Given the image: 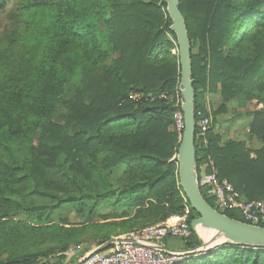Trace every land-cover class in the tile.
Returning a JSON list of instances; mask_svg holds the SVG:
<instances>
[{"label": "trees", "instance_id": "16d2710c", "mask_svg": "<svg viewBox=\"0 0 264 264\" xmlns=\"http://www.w3.org/2000/svg\"><path fill=\"white\" fill-rule=\"evenodd\" d=\"M9 2L17 10L0 44V264H64L71 246L86 243L85 253L182 217L186 207L191 234L182 251L198 248L196 214L177 177L182 132L174 101L159 98L180 95L165 0H0V14ZM179 11L191 46L194 113H206L207 95L219 101L205 137L195 131L201 196L215 209L204 183L212 163L242 200H262L264 0H180ZM252 102L245 128L256 147L224 141L216 118ZM63 208L87 211L86 218L74 226L54 221ZM224 215L246 223L238 211ZM200 255L176 264H264V249L228 243Z\"/></svg>", "mask_w": 264, "mask_h": 264}, {"label": "built area", "instance_id": "2783aa9c", "mask_svg": "<svg viewBox=\"0 0 264 264\" xmlns=\"http://www.w3.org/2000/svg\"><path fill=\"white\" fill-rule=\"evenodd\" d=\"M128 98L133 102L140 101L138 94L130 93ZM159 98L174 101L173 121L177 132L181 133L184 128L181 95L177 94L174 99L166 95H161ZM205 108L206 113L201 111L194 113L198 138H204L212 124L210 108L208 105ZM211 167L212 173L204 178V183L207 184L209 193L214 199L215 210L222 214L225 211H238L244 221L250 225L258 226L259 223H264V199L250 202L242 200L226 179L217 177L212 163ZM188 215L189 209L186 207L182 217H171L165 222L148 226L140 231L112 238L113 245L109 249L94 252L96 249L94 248L72 264H176L186 260L191 255L188 251H169L163 243L184 240L190 236ZM77 251H82L80 246L71 247L67 254L72 255Z\"/></svg>", "mask_w": 264, "mask_h": 264}, {"label": "water", "instance_id": "95a60500", "mask_svg": "<svg viewBox=\"0 0 264 264\" xmlns=\"http://www.w3.org/2000/svg\"><path fill=\"white\" fill-rule=\"evenodd\" d=\"M179 2L180 0H165L166 12L171 22L169 31L175 36L178 49L180 95L183 99L181 111L184 128L175 155L177 177L179 187L190 209L196 214V217L191 222V228L196 234L198 226L210 231L206 241L201 243L198 248L188 252L191 255L197 253L206 254L210 249L222 247L227 243L243 248L264 249V228L228 218L210 207L201 196L196 167L195 93L193 80L191 79V46L185 20L179 11ZM112 245L113 241L110 240L97 247L94 252L105 251Z\"/></svg>", "mask_w": 264, "mask_h": 264}, {"label": "rangeland", "instance_id": "374dc122", "mask_svg": "<svg viewBox=\"0 0 264 264\" xmlns=\"http://www.w3.org/2000/svg\"><path fill=\"white\" fill-rule=\"evenodd\" d=\"M16 10H17V5L14 2H9L7 3L4 11L0 14V44L5 42L7 38L11 35L12 28L14 26ZM177 53H178L177 49L172 51V54H177ZM205 103L206 105H208L210 111L212 112L213 111L212 109L217 108L219 101L217 97L207 95ZM256 107H257V102L248 103L243 108H239L236 104H232L229 106L227 113L222 114L216 118V124H215L216 131L221 134L224 141L227 140H236V141H245V142L250 141L248 138L247 130L245 128L246 127L245 124L247 121L245 118V112L252 111L256 109ZM61 114L65 115L64 112H62ZM56 121H59V119H56ZM121 175H122V171H119L112 176L111 180L116 181V179H118ZM28 202L33 205H43L47 203L46 200L39 198H33ZM109 210L110 208L108 207L104 209H99L98 211H96V214H93L92 220H96L97 214L108 213ZM86 215H87V211H85L84 216H80L71 208H63L59 210L58 213H56V215H54V221L59 222L60 220H65L68 222V224L74 226L83 222L84 218H86ZM197 233L201 243L206 241L202 236V231H198ZM182 243L183 242L181 240H174L169 244V248L172 249L182 248ZM86 245H87L86 243H83L71 247L80 246L81 249L83 250V248ZM71 247H69V249ZM75 253L76 252H73L72 255L70 254L71 256L67 254L66 261L64 264H72ZM197 254H195L196 257H199L200 254L199 255Z\"/></svg>", "mask_w": 264, "mask_h": 264}, {"label": "crops", "instance_id": "0c3cea01", "mask_svg": "<svg viewBox=\"0 0 264 264\" xmlns=\"http://www.w3.org/2000/svg\"><path fill=\"white\" fill-rule=\"evenodd\" d=\"M236 141V140H235ZM246 144H247V147L248 148H250V149H253V148H255L256 147V142L254 141V140H250V141H248V142H246ZM119 237V236H118ZM115 238V237H114ZM171 242H173L172 240L171 241H168L167 243H166V249L167 250H169V251H182V248H174V249H172V248H169V244L171 243ZM84 249V248H83ZM92 249H94V248H92ZM92 249H90L89 251H91ZM89 251H87V252H85V253H88ZM85 253H82V251H78V252H76L75 253V255H74V259H73V262H75L78 258H80V257H82ZM72 262V263H73Z\"/></svg>", "mask_w": 264, "mask_h": 264}, {"label": "bare ground", "instance_id": "6f19581e", "mask_svg": "<svg viewBox=\"0 0 264 264\" xmlns=\"http://www.w3.org/2000/svg\"><path fill=\"white\" fill-rule=\"evenodd\" d=\"M196 231H197V232H198V231H202V236L204 237L205 240H207L208 237H209V235H210V231H208V230H204V229L201 228L200 226H198V227L196 228ZM197 234H198V233H197Z\"/></svg>", "mask_w": 264, "mask_h": 264}]
</instances>
